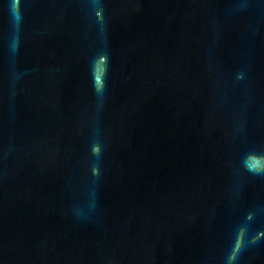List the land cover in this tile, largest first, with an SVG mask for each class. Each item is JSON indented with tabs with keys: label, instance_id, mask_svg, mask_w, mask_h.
<instances>
[{
	"label": "water",
	"instance_id": "obj_1",
	"mask_svg": "<svg viewBox=\"0 0 264 264\" xmlns=\"http://www.w3.org/2000/svg\"><path fill=\"white\" fill-rule=\"evenodd\" d=\"M0 264H264V0H0Z\"/></svg>",
	"mask_w": 264,
	"mask_h": 264
}]
</instances>
